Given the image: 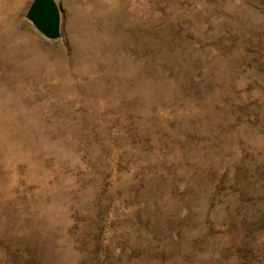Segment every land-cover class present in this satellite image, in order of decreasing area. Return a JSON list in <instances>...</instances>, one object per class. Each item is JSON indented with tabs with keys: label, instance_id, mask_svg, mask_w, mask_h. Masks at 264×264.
Here are the masks:
<instances>
[{
	"label": "rangeland",
	"instance_id": "rangeland-1",
	"mask_svg": "<svg viewBox=\"0 0 264 264\" xmlns=\"http://www.w3.org/2000/svg\"><path fill=\"white\" fill-rule=\"evenodd\" d=\"M0 0V264H264V0Z\"/></svg>",
	"mask_w": 264,
	"mask_h": 264
},
{
	"label": "water",
	"instance_id": "water-1",
	"mask_svg": "<svg viewBox=\"0 0 264 264\" xmlns=\"http://www.w3.org/2000/svg\"><path fill=\"white\" fill-rule=\"evenodd\" d=\"M25 17L45 38L60 36V10L55 0H32Z\"/></svg>",
	"mask_w": 264,
	"mask_h": 264
}]
</instances>
